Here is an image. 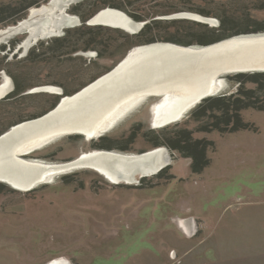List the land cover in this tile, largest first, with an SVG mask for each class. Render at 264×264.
<instances>
[{"label": "rangeland", "instance_id": "1", "mask_svg": "<svg viewBox=\"0 0 264 264\" xmlns=\"http://www.w3.org/2000/svg\"><path fill=\"white\" fill-rule=\"evenodd\" d=\"M20 1L0 0V5L19 6L26 0ZM82 1L70 0L62 7L32 15L33 9L47 6L50 2L44 0L26 9L25 15L16 22L0 24V63L15 72L18 64L12 63L19 62L34 47L45 49L62 45L63 42L61 44L55 38H61L67 30L71 44H83L85 35L82 34V37L74 30L81 24V18L72 12L75 6H78L81 14L90 9L89 5L79 6ZM107 1L123 2L126 8L135 13L139 12L134 10L136 7L152 12L153 9H181L185 5L203 6L214 12L219 6L216 0ZM237 5L241 8L247 6L248 2L234 1L229 6ZM106 8L114 9L108 6L102 9ZM118 10L137 21L124 10ZM179 12L193 11L183 9ZM96 14L83 26L100 25L91 22ZM172 14L157 13L151 21H165ZM213 14L207 16L214 18L213 23L174 18L179 20L176 25L181 30L175 31L176 36L162 32L160 37L185 42L197 38L198 32L204 30L197 23L208 27L219 23ZM253 15L264 20V10L255 11ZM57 17L59 23L52 24ZM31 19L40 21L38 24L33 22L37 27L51 23L55 30L52 33L46 31L48 34L45 35L38 34L31 40V27L28 24L22 26L25 20L29 22ZM142 22V27L136 32L144 28L146 21ZM173 29L170 28L171 31ZM124 31L136 33L133 29ZM102 35V40L106 39L113 45L111 49L103 50L101 56L93 48L79 49L70 54L75 58L70 63L55 64L47 69L41 64L26 66L29 69L26 81L33 85L25 93L41 91L38 89L41 87H59L56 82H67L68 86L76 87L91 74L109 72L137 49L135 46L130 48L121 58L129 48L122 36L105 30ZM167 42L157 40L155 43ZM189 45L204 46L197 42ZM81 65L86 69L79 67ZM74 69H78L79 78L70 76L67 79L66 74L74 72ZM235 73L219 76L221 85L212 96L235 92L238 87L233 78ZM6 76L14 87V81L7 71L0 74V84L8 82ZM250 86L247 84V87ZM163 95L160 92L134 101L99 136L88 138L86 134H64L24 153V156L48 163H67L82 155L99 153L95 149H104L97 146L101 136H107L108 140H121L117 141V146L124 147V153L137 155L151 152L158 146L149 142L147 132L162 127L154 126L152 108L161 103ZM198 103L179 120L162 128H173L177 123L176 130L183 127L194 130V138L210 142L206 149L209 163L201 172L191 170L190 158L167 148L170 160L165 166L154 173H147L149 175L136 173L135 180L131 182L113 181L92 166L72 168L55 175L50 181L37 182V186L27 191L15 189L17 187L13 188L5 181L0 182V264H58L64 260L69 264H264V109L247 108L241 112L248 124L245 129L197 131L198 123L190 113ZM27 104L32 105L30 110L45 106L41 100L34 98L27 99ZM121 158L136 166H142L149 159L145 158L142 162L139 157L137 160L125 156ZM186 218L194 220L192 234L187 233L180 223Z\"/></svg>", "mask_w": 264, "mask_h": 264}, {"label": "bare ground", "instance_id": "2", "mask_svg": "<svg viewBox=\"0 0 264 264\" xmlns=\"http://www.w3.org/2000/svg\"><path fill=\"white\" fill-rule=\"evenodd\" d=\"M69 1L50 0L47 6L33 9L32 15L35 12L40 15L55 7H62ZM172 15L174 16L167 18L214 22V18L194 12ZM32 19L22 23V26L28 24L31 27V40L38 34L52 33L55 30L52 24L59 23L57 17L55 21L52 20V24H40V27H37L34 23L38 24L40 21ZM91 22L127 30H135L138 26L123 12L113 8L100 10ZM135 48L137 49L128 57H124V60L108 73L75 94L66 95L67 97H63L59 104L47 113L12 126L8 133L0 138V180L26 190L37 182L50 181L55 175L72 168L92 166L113 180L134 181L136 173H153L158 167L168 163V151L161 146L151 152L133 155L101 149L97 150L99 153L82 155L62 164L44 163L38 159L22 158L20 155L64 134L80 133L86 134L88 138L99 136L134 101L145 96L158 95L160 92L164 94V98L152 108L153 122L154 126L166 125L179 120L202 96L216 93L221 85L219 76L238 71H264L262 32L253 35L240 34L204 46L151 43ZM6 78L8 82L0 84V98L12 87L10 79L7 76ZM43 88L44 91L51 92L61 90L59 87ZM112 155L136 160L139 157L142 162L145 158L149 159L145 160L142 166H136L134 163L125 162L124 158H114ZM144 155L147 156L143 157ZM180 223L187 233H193V219L186 218ZM58 264L69 262L64 260Z\"/></svg>", "mask_w": 264, "mask_h": 264}, {"label": "trees", "instance_id": "3", "mask_svg": "<svg viewBox=\"0 0 264 264\" xmlns=\"http://www.w3.org/2000/svg\"><path fill=\"white\" fill-rule=\"evenodd\" d=\"M42 1L44 0H26L19 6L11 4L0 5V24L16 22L25 15L26 9L32 5H38ZM203 1L206 2V0ZM234 1L237 3L248 2V5H243L241 8H238V5L229 6L230 3L233 4ZM20 2H22V0ZM120 3L121 4L117 2H108L107 0H83L79 6H91L85 14L80 13L78 6L72 8V12L78 14L82 21L81 24L77 26L78 28H75L74 30L76 31V34L80 33L81 35H85V38H83V44H71V42L68 41L70 35L68 34L67 30V33L64 36L61 38H55V41H60L61 44L63 42L62 45L56 47L48 46L45 49L34 47L26 56L20 58L19 62L12 63V65L18 64V70L15 72L8 70L5 64L0 63V74L7 71L14 81L13 89L4 97L0 98V135L9 130L13 125L37 118L47 113L56 106L61 96H71L75 94L86 84L89 82L91 83L92 80L95 78L97 79L98 76L103 74H91L87 80H82V82L76 87L68 86L67 82H56L60 85L59 87L61 88V94H54L49 91L25 93V91L32 88L33 85L26 81V75H28L27 72L29 73V69H26V66H37V64H41V67H45V69H47L48 67L52 68L55 64L58 65L59 63L63 62L70 63L71 60H75V58H72L70 54L76 52L79 49L93 48L97 51V54L101 56L103 54V50L105 51L107 48L109 50L113 45V43L108 42L106 39L102 40V32L104 30L114 32L117 33V35L122 36L123 41L128 45L129 48L123 53L121 58L130 48H134V46L137 47L144 44L155 43L157 40H163V42L169 41L167 43L183 46H188L194 42L202 45H208L232 36L264 31V20L257 19L253 15L255 11L264 10V0H216L215 3L219 4V6L214 12L212 10H206L205 8H202L203 6L187 7L185 5L181 7V9H178L177 7H173L171 10L153 9L152 12H149V10L146 8L142 9L140 7H136L134 10H138L139 12L135 13L126 8L123 2ZM107 6L114 7V9L117 8V10H124L137 21L142 22L145 20L146 23L144 24V28L139 32L130 33L124 31L122 28L111 27L109 25L103 24L83 26L90 17L96 14L100 9ZM183 9L197 12L203 16H212L214 13L213 15L214 17L218 18L219 23L214 27H208L205 24L197 23L200 25V27H204V30H200L198 32L197 38H193L192 40L186 42L178 40L177 38L164 39L160 37L162 32H168L171 35H175L176 30L180 31L181 27L176 25L179 20L174 18H166L165 21H160L157 19H152L151 21V18L157 15V13L162 12L172 14ZM170 28H174V31H171ZM98 44L102 48H100ZM77 58L81 59L80 57ZM79 67L86 69V67L82 65ZM77 70L74 69V72L67 73L66 78L68 79L70 76H72L71 78L73 79L79 78ZM233 78L238 83V87L235 92L230 94L206 96L205 98L201 99V101H199V103L192 109L190 116L196 123H198L195 130H216L224 132L228 130L236 131L245 129L248 127V124L243 120L241 112L247 108H253L256 110L264 109V71L237 72L233 75ZM247 84H251V86L247 87ZM30 98L41 100L45 106L39 109L34 108L36 110H30L32 105L27 104V99ZM176 125L177 123L173 126V128H162V126L156 131L149 130L147 132L150 136L149 142L153 146H166L168 149L177 150L183 157L191 159L190 167L193 172H201V170L209 163V158L206 155V149L210 142L205 139L194 138L192 136L194 130H190L185 127L176 130ZM167 130L169 131L166 133L165 131ZM117 141L121 140L117 138H112L109 140L111 145L110 148H119L121 150L125 149L122 146H117L119 145Z\"/></svg>", "mask_w": 264, "mask_h": 264}, {"label": "water", "instance_id": "4", "mask_svg": "<svg viewBox=\"0 0 264 264\" xmlns=\"http://www.w3.org/2000/svg\"><path fill=\"white\" fill-rule=\"evenodd\" d=\"M122 12V11H121ZM125 14V13H124ZM127 16V15H126ZM172 16H174V15H172ZM89 21V20H88ZM134 21V20H133ZM134 22H136L137 24H138V26H137V28L135 29V32L136 31H138L141 27H142V23L143 22H141V21H134ZM113 27H117V26H113ZM262 33H264V32H262ZM253 35V34H259V33H248V34H243V35ZM252 71H263V70H252ZM238 72H246V71H238ZM11 84H12V87H11V89L10 90H12L13 89V83H12V81H11ZM39 90H43L44 88H38ZM55 93H57V94H61V90L59 91V92H55ZM66 95H64V96H61L60 97V99H59V101H58V103L57 104H59V102L62 100V98L63 97H65ZM206 96H202L199 100H201V99H203V98H205ZM56 104V105H57ZM8 131L9 130H7L6 132H4L3 134H1L0 135V138L1 137H3L6 133H8ZM165 150H168L167 149V147L166 146H162ZM104 150H108L109 152H116V153H124V152H122V151H118V150H114V149H104ZM25 154L24 153H22L20 156L22 157V158H26V159H32V158H27V157H25L24 156ZM167 163H164L163 165H161V167H158L157 168V170L156 171H159L163 166H165ZM156 171H154V172H156ZM153 172V173H154Z\"/></svg>", "mask_w": 264, "mask_h": 264}, {"label": "flooded vegetation", "instance_id": "5", "mask_svg": "<svg viewBox=\"0 0 264 264\" xmlns=\"http://www.w3.org/2000/svg\"><path fill=\"white\" fill-rule=\"evenodd\" d=\"M112 70V69H111ZM108 73V72H107ZM106 74V73H105ZM104 75V74H103ZM102 76V75H101ZM100 77V76H99ZM90 84V83H89ZM87 86V85H86ZM84 86V87H86ZM83 87V88H84ZM92 144H94V142L92 141L91 142ZM97 146H99L100 148H104V149H109L111 147L110 145V142L108 140V137L107 136H102L98 141H97ZM114 146V145H112ZM158 147H161V146H158ZM111 149H114V150H118V151H123L119 148H111ZM94 150V149H93ZM95 150H101V149H95ZM103 150V149H102ZM126 154H129V153H126ZM168 156H169V153H168ZM169 160H170V156H169ZM36 161V160H35ZM169 162V161H168ZM44 163H48V162H44ZM104 174V173H103ZM141 174V173H140ZM151 174V173H150ZM146 175H149V174H146ZM110 178V177H109ZM111 179V178H110ZM113 180V179H111ZM113 181H117V182H120V180H113ZM126 181V180H124ZM0 182H4L3 180H0ZM12 186V185H11ZM35 186H37V184H35L34 186H32L31 188L29 189H26L24 191H27V190H32ZM13 188H15L14 186H12ZM15 189H18V188H15ZM18 190H21V189H18Z\"/></svg>", "mask_w": 264, "mask_h": 264}]
</instances>
